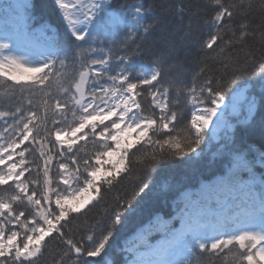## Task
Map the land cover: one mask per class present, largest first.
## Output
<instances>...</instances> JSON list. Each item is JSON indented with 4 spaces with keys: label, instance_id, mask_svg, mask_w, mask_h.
<instances>
[{
    "label": "snow or ice",
    "instance_id": "6c2138e0",
    "mask_svg": "<svg viewBox=\"0 0 264 264\" xmlns=\"http://www.w3.org/2000/svg\"><path fill=\"white\" fill-rule=\"evenodd\" d=\"M54 2L67 40L52 37L44 48L30 41L31 47L21 52L16 37H0V85L7 96L19 92L40 98L39 107L28 100L33 106L27 113L20 107L0 110L7 125L0 131V186H7L0 189V264H41L54 241L63 248L56 264H98L90 258L101 256L125 223L132 198L119 201L99 239L95 232L71 236L73 214L98 203L102 190L131 174L133 164L146 174L162 164L198 157L210 126L223 122L231 127L228 117L238 109L229 97L241 90L242 78L259 89L264 108V0L256 24L248 19L254 0H205L203 8L211 9L205 23L213 31L203 48L217 53L223 71L202 67L199 86L193 80L186 90L177 88L172 99L168 88L157 87L159 62L151 67L139 63L137 40L154 27L142 0L119 5L114 0ZM176 11L182 18L184 7L177 5ZM192 25L190 18L188 28ZM22 30L26 39L37 32L27 21ZM50 30L41 25L39 35ZM250 38L259 40V56L249 49L241 59L234 50H243ZM54 81L59 82L55 92ZM145 92L152 97L150 115L136 99ZM246 101L245 122L257 111L255 96ZM235 160L234 167L247 171L249 179L227 182L232 203L217 201L223 208L218 213H185L180 230L166 233L159 246L145 242L148 253H137L129 264H199L204 254L219 256L225 249L233 253L234 264H264V174L258 177L254 171L257 165L264 168V152L253 160L243 154ZM148 187L141 180L133 197ZM242 206L247 209L243 213L237 211Z\"/></svg>",
    "mask_w": 264,
    "mask_h": 264
},
{
    "label": "trees",
    "instance_id": "16d2710c",
    "mask_svg": "<svg viewBox=\"0 0 264 264\" xmlns=\"http://www.w3.org/2000/svg\"><path fill=\"white\" fill-rule=\"evenodd\" d=\"M137 2L138 0H114L115 5ZM142 2L146 8L150 9L147 22L154 24V27L147 37L137 40L141 52L139 63L151 67L154 61L159 62L161 81L157 87L168 88L170 99L176 96L177 88L186 90L191 87L193 80L199 86L204 77L197 74L202 67L212 73L223 71L217 62V53L203 48V43L213 31L212 27L205 23L211 15V9L203 8L205 0H142ZM254 4L256 7L248 19L256 24L261 21L260 0H254ZM177 5L184 7L182 18L177 14ZM198 9V14L193 16ZM5 12L6 9H2L0 19L4 18ZM19 13L23 21L18 23V28L13 26V23H17L16 21L7 18L6 23H3L6 31L15 29L24 33L22 25L27 21L31 29L37 30L31 37L32 41L43 48L49 46L52 37L60 41L67 40L64 24L52 0H28ZM190 18L193 20L191 29L188 28ZM41 25L50 26L51 30L47 36L39 35ZM218 43L221 42L218 41ZM213 47L215 48V45ZM259 48V40L250 38L243 50L236 49L234 52L242 59L245 51L249 49L256 51ZM256 54L259 56L258 51ZM229 70L231 71V68ZM240 83L242 88H246L248 99L253 96L256 98L257 111L253 120L247 122L244 120L247 103L244 99L239 111L228 117L231 127L223 123L217 136L208 130L205 142L197 149L200 153L198 157L192 160L185 158L186 162L162 164L146 174L140 171L139 166L133 164L131 174L122 175L120 182L111 190H102V198L98 203L93 201L91 205L82 209L80 214H73L77 218L71 220V236L80 239L82 236L86 237L95 232L96 238L99 239L101 229L106 227L108 217L117 208L119 201L132 198L131 210L125 213V223L118 227L101 256L90 259H95L98 264H129L137 253L148 249L145 242L153 246L164 238L166 233L172 230L178 231L184 213L193 208L192 200L185 198V193L188 192L190 197L196 200L200 198L201 184L204 182L215 183L218 179L228 182L232 178L241 181L249 179L247 171L234 167L235 158L243 154L248 160H253L264 152V134L261 132L264 108L260 104L259 89H253L250 83L246 85L245 78H242ZM58 86L59 82L54 81L53 92ZM29 99L33 101V105L40 106L39 97L21 95L19 92L8 97L7 89L0 85V110L15 111L16 107H20L27 113L33 106L29 105ZM136 99L141 102L145 114L150 115L152 97L145 92L142 97L137 96ZM180 99L183 103L184 95H181ZM184 111L188 114L187 109ZM188 115L190 117V114ZM6 126L4 121L0 120V131H3ZM8 135L9 133H5L6 137ZM80 143L82 144L83 141ZM35 155L38 156V152ZM18 159V156L14 157V160ZM254 171L258 177L264 174V168L258 165ZM141 180L148 183L149 187L133 197V193L139 191ZM5 187L7 186H0V189ZM225 199L229 203L233 202L230 193ZM211 204V206H221L214 202ZM246 210L244 206L237 209L241 213ZM47 248L48 251L45 252L41 264H56V261L61 258L62 246L54 241L49 243ZM65 264H72V262L65 260ZM199 264H234L233 253L225 249L219 256L210 257L204 254L200 257Z\"/></svg>",
    "mask_w": 264,
    "mask_h": 264
},
{
    "label": "rangeland",
    "instance_id": "374dc122",
    "mask_svg": "<svg viewBox=\"0 0 264 264\" xmlns=\"http://www.w3.org/2000/svg\"><path fill=\"white\" fill-rule=\"evenodd\" d=\"M54 2V0H52ZM27 4V0H0V11L1 8L2 9H6V12L4 14V18L0 19V37H2L5 33L13 35L14 37L17 38L19 44H20V51L23 52L24 50H26L27 48L31 47V43L30 41H32L31 38L26 39V36L24 35V33H21L20 31H15V30H5V24L6 23V19H10L12 21H16L17 23H13V26L15 28H18L17 25L19 22L23 21V17L22 15L19 13L21 8ZM55 4V2H54ZM56 6V4H55ZM57 8V6H56ZM58 9V8H57ZM9 15V16H8ZM36 43V42H35ZM40 48H43L42 46H40L38 43H36ZM246 88H241L240 91H238L235 95V98L230 97L229 100H231V102L233 104H235L237 106V109L239 111L240 107H241V102L246 99ZM223 127V122L220 123L219 127H213L210 126L209 130L210 132L213 133V135L217 136L219 131L222 129ZM135 136V133L132 134V136H128L127 139L129 141H133ZM68 138L65 137V140H67ZM201 194H200V198L193 200L190 197V194L187 192L184 194V197L192 200V209H190L189 211H187L186 213H201L204 212L206 214H211V213H218L220 211L223 210L222 206L220 207H216V206H211L212 202L216 203V204H221L225 198L226 195L229 194V190L227 187V182L224 179H218L217 182L215 183H209V182H204L201 184ZM217 201H220L221 203H217ZM185 216V213H184ZM183 223H184V217L183 219L180 221L179 223V228L178 230H180L183 227ZM165 238V237H164ZM164 238H162L159 242H157L155 245L153 246H159ZM148 249L143 250L141 252V254H147L148 253Z\"/></svg>",
    "mask_w": 264,
    "mask_h": 264
}]
</instances>
